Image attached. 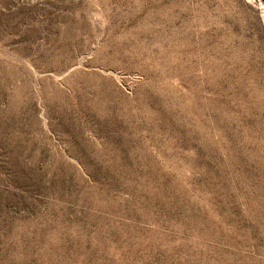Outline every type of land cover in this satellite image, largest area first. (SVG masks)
<instances>
[{
    "label": "rangeland",
    "instance_id": "obj_1",
    "mask_svg": "<svg viewBox=\"0 0 264 264\" xmlns=\"http://www.w3.org/2000/svg\"><path fill=\"white\" fill-rule=\"evenodd\" d=\"M0 264H264V0H0Z\"/></svg>",
    "mask_w": 264,
    "mask_h": 264
}]
</instances>
